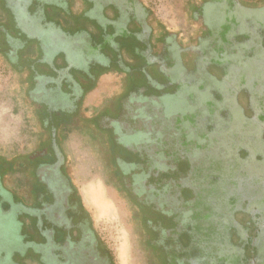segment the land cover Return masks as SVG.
Here are the masks:
<instances>
[{
  "label": "flooded vegetation",
  "instance_id": "obj_1",
  "mask_svg": "<svg viewBox=\"0 0 264 264\" xmlns=\"http://www.w3.org/2000/svg\"><path fill=\"white\" fill-rule=\"evenodd\" d=\"M180 1L182 28L164 24L142 0H0V58L27 75L26 94L40 125L33 151L12 160L0 154V264H116L66 172L62 136L79 123L105 137L112 174L138 210L155 264L216 259H196L191 204L183 195L191 186L175 182L192 171H181L180 161L190 168L195 157L232 162L233 141L217 142L214 132L226 135L238 126L248 102L253 117L260 112L255 97L246 101L241 91L222 105L219 86L239 69L250 80L264 75L260 67L243 70L255 54L264 63V0ZM226 24L222 35L215 34ZM111 74L122 76L120 88L96 109L89 96ZM170 86L176 90L166 94ZM186 88L192 94L185 102L194 100L191 106L200 111L189 128H175L167 113L176 104L166 99ZM207 92L213 101L198 103ZM249 120L246 115L252 132L244 131L264 149V120ZM146 143L159 149L143 148ZM222 144L226 149L217 147ZM172 154L178 173L167 166ZM144 181L156 184L151 197L141 196ZM174 189L183 197L182 211L166 201ZM261 251L254 248L248 263L264 264Z\"/></svg>",
  "mask_w": 264,
  "mask_h": 264
},
{
  "label": "rangeland",
  "instance_id": "obj_2",
  "mask_svg": "<svg viewBox=\"0 0 264 264\" xmlns=\"http://www.w3.org/2000/svg\"><path fill=\"white\" fill-rule=\"evenodd\" d=\"M142 1L153 7L156 18L163 21L164 24L167 23L169 27L179 26L182 28L185 24L183 22L184 14L182 5L180 6V0ZM243 16H248L249 18L251 16L256 17L251 12H246ZM215 18L216 16H213V19L217 20ZM229 25H232V22ZM229 27L226 24L214 32L215 34L222 35L225 31L224 29ZM222 47L225 46L223 45ZM255 55L253 59L249 60L251 64H248V67L246 65V68L243 70L249 69L257 72V69L260 67L262 73H264V63L258 61L261 59V56L259 54ZM235 73L232 81L229 83L224 82L223 86H219V93H221L220 103L222 105L228 104L229 100H231L229 95L231 96L233 92L239 93L241 91L246 101L249 95L252 98L255 97L257 105L261 108H259L260 112L256 113L255 118L252 116L255 107L245 101L247 103L246 107H248L246 115L250 120L253 119V121L264 120V75L262 77L257 75L250 80L245 72L240 71V69ZM205 79H207L206 81H211L208 78ZM121 82L122 76L120 75L111 74L103 76L99 80L96 89L89 96L90 105H95L94 107L98 109L99 105L114 97L115 92L120 88ZM227 89L230 92H227ZM175 90V86H170L167 87L165 93H173ZM225 92L227 93L225 94ZM26 93L27 75L13 70L4 59L0 58V154L9 160L18 155H27L35 149L38 143L37 137L39 136L40 125L37 122L32 103H30L31 101H29ZM189 94H192V88H186L184 91L182 90L180 93L166 99L168 103L171 102L170 100H173L172 103L176 104L168 110L167 115L172 114L171 117L169 116L171 119H169V125L184 129L192 125V122L195 120L192 115L198 113L200 109L191 106V104H195L194 100H186L185 102L184 96ZM197 97L199 98V96ZM200 98L198 103L213 101L210 99L208 92ZM153 106L155 107L156 105ZM246 115H242L241 119L237 122L238 126L232 127L234 131L231 129L232 131L230 130L224 135L219 130L213 134V139L217 142H219L218 140L221 137L222 140L233 141L236 156L233 157L234 160L232 162L228 160L229 158L216 159L217 156L207 159L195 157L193 159L194 165L200 164L199 167L201 168V172L197 170V173L196 169L187 166L185 161H180L181 171H184V169H191L192 171L189 175L180 176L181 179L175 182L176 184L184 183V185L191 186L192 189L198 187L204 195V199L208 202L209 209L211 208L215 215H222L219 219L224 218L229 213L230 208L228 207L229 204L231 205L230 202L234 203V209L231 212L232 217L227 218L224 224L229 233L226 235V238L230 242L231 248L221 245L218 247L217 243L212 241V244H208L209 246L207 245L206 249L215 257H222V255L230 254L231 252L232 258L236 257L242 264H245L247 256L256 247H261V255H264V154H258L263 152L264 149H262V144L257 137H252V135L244 131L246 126L247 131L250 132H252L253 128L250 123L247 124L245 122ZM83 125V123H79L77 126L73 125L67 133H63L62 149L65 156L66 172L77 189L85 209L91 216L95 233L110 249L116 264H155L157 259L152 247L147 244L146 229L139 218L138 210L119 188L112 174L105 137L97 129H85ZM92 131L96 134V137H92ZM262 139L264 141V137ZM198 144L202 148L204 142L199 141ZM149 146L153 150L159 149V146L157 147L155 144H143V148ZM218 146L226 149L224 144ZM174 150L172 148L170 151L173 152ZM176 159L172 154L170 156V165L167 164L171 168L175 167L172 168L174 173H178L180 170L179 164L176 163L177 165H174ZM212 161H215V164H212L214 167L210 166ZM216 162L220 163L216 164ZM234 162L237 164L234 167L236 172L231 177L225 173L226 170L224 168L227 167L228 170H231L230 165L234 164ZM218 166L221 167V170L216 172L222 173V180H228L225 184L220 183V185L216 186L219 187L213 191L214 189L211 190L209 188L211 186L203 184L206 182H204L205 179L199 178L202 182H198L195 173H203L199 175V177H202L205 176V173L213 172L209 168L213 167V170H218ZM181 180L183 182H180ZM216 180H213L209 176L208 183L212 184ZM193 183H199V185L194 187ZM143 184L144 193L141 196L146 198L147 196L151 197L153 188H157L156 184L146 185V181ZM203 185L209 191H202L201 187ZM189 194L190 192L187 194L183 193L184 197H188ZM166 195H168V197L166 196V201L170 205L178 206L179 211H182V207L179 206L183 197L179 191L176 189L174 191L169 190ZM214 197L219 199L218 203L220 205L214 203ZM199 200H202V196H200ZM241 208L247 210L243 211ZM206 209L207 206H204L203 211ZM217 226L222 227L220 223ZM212 231L215 232V229ZM254 244H256V247H254ZM215 264L222 263L216 261Z\"/></svg>",
  "mask_w": 264,
  "mask_h": 264
},
{
  "label": "trees",
  "instance_id": "obj_3",
  "mask_svg": "<svg viewBox=\"0 0 264 264\" xmlns=\"http://www.w3.org/2000/svg\"><path fill=\"white\" fill-rule=\"evenodd\" d=\"M250 121V120H249ZM199 156V155H198ZM210 158V156L208 157ZM204 159V158H203ZM215 164V161H212V163L210 164V166L212 164ZM220 162H216V164H218ZM200 164H196V165H192V168L196 169V171L198 170L199 172H201V168L199 167ZM214 167V165H212ZM228 166V165H227ZM231 170H228L227 167L224 168L226 170V174L228 176H234V173L236 172V169L234 167L237 166V164L234 162V164H231ZM228 166V167H230ZM213 167L209 168V170L213 171V172H209L208 174L205 173V176L199 177V175L203 174V173H195L196 178L198 179V182H202L201 180H199V178L205 179L203 184H208V186H211L209 188H211V190L215 191L217 185H220V183H226L228 180H222V173H217L216 171H220L221 167H217L219 168L218 170L215 169L213 170ZM209 176L214 180L217 179L214 183H208V179ZM211 182H213L211 180ZM197 185H199V183H193V186L196 187ZM190 191V195H192V197H187V204H191L190 209H191V217L189 218V228L191 230V246L194 249H197L199 253H197L198 255L196 256L197 260H201L202 258H205L206 255L207 256H213V254L211 252H208V250L206 249V246L209 244H212V241L216 242L218 247L219 245L221 246H228L231 248V246L229 245V241L226 238V235H228V231L226 226H224L225 221L227 220V218H231V212L234 209V203L230 202L231 205L229 204V213L224 217V218H220L222 215L218 214L215 215L214 212L212 211V209L208 207V202H206V200L204 199V195L202 194V192H200L199 188L196 187L195 189L188 188ZM202 191L203 190H207L209 191V189L204 188V185L201 187ZM199 190V191H198ZM200 196H202V200L200 199ZM230 199V198H229ZM218 198L214 197V203L219 204L218 203ZM225 204V202H223ZM220 205V204H219ZM207 206V209L205 211H203V207ZM238 208V207H237ZM244 208V207H243ZM241 208V210L245 211L247 209H243ZM218 223L221 224V226L223 227H219L217 226ZM229 227V226H228ZM215 229V232L212 231ZM212 231V232H211ZM208 245V246H209ZM254 247H256V244H254ZM221 250V249H220ZM232 250V249H231ZM215 257V256H214ZM220 257H216V259H214V261H210L209 259H207L206 257V263H213L215 264L216 261L217 262H221L222 264H227V261L230 260L229 258H231L230 260V264H242L238 261V259L236 257L232 258V255H222V259H219ZM245 264H250L248 263V261H245Z\"/></svg>",
  "mask_w": 264,
  "mask_h": 264
},
{
  "label": "crops",
  "instance_id": "obj_4",
  "mask_svg": "<svg viewBox=\"0 0 264 264\" xmlns=\"http://www.w3.org/2000/svg\"><path fill=\"white\" fill-rule=\"evenodd\" d=\"M6 159H7V158H6ZM8 160H9V159H8ZM18 174H19V172H18V170H16V171H15V175H14L16 179H19V177H20Z\"/></svg>",
  "mask_w": 264,
  "mask_h": 264
}]
</instances>
